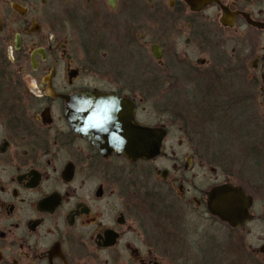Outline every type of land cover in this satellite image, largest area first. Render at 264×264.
Here are the masks:
<instances>
[{"label":"flooded vegetation","instance_id":"obj_1","mask_svg":"<svg viewBox=\"0 0 264 264\" xmlns=\"http://www.w3.org/2000/svg\"><path fill=\"white\" fill-rule=\"evenodd\" d=\"M82 92L126 100L135 123L165 133L161 153H103L69 117ZM176 124L240 181L198 186L186 172L201 152L165 151ZM221 184L251 195L252 219L210 212ZM257 201L264 0H0V264H188L195 239L216 247L205 219L235 233L264 220ZM231 239L251 249L245 233Z\"/></svg>","mask_w":264,"mask_h":264},{"label":"water","instance_id":"obj_2","mask_svg":"<svg viewBox=\"0 0 264 264\" xmlns=\"http://www.w3.org/2000/svg\"><path fill=\"white\" fill-rule=\"evenodd\" d=\"M154 53L160 57L158 49H154ZM118 104H123V109L115 111L111 105ZM126 104L121 97L82 92L76 96L68 114L76 130L85 134L103 153L116 151L132 160L157 156L162 151L165 133L159 128L135 123L127 113ZM110 113L119 116L111 118ZM252 203L251 195L232 184L216 185L208 192L210 212L234 227L252 219Z\"/></svg>","mask_w":264,"mask_h":264},{"label":"rangeland","instance_id":"obj_3","mask_svg":"<svg viewBox=\"0 0 264 264\" xmlns=\"http://www.w3.org/2000/svg\"><path fill=\"white\" fill-rule=\"evenodd\" d=\"M179 46V44H178ZM181 48L183 49V42L180 43ZM169 48L167 58H170L171 53L173 52L172 48L173 44L167 45ZM146 48H142L141 53H143ZM150 56V53H149ZM141 59V58H140ZM151 59V58H150ZM153 60V59H151ZM147 61V60H143ZM142 61V62H143ZM154 61V60H153ZM174 61V60H173ZM143 64V63H142ZM171 134L168 138V141L165 145V151L168 153H177L178 155H183L188 152H201V158L198 157L195 159V164L192 165V161H190V165L188 167L193 168L186 173L190 177H193L196 181V184L203 188H210L213 185L220 183L222 181L233 180L235 184H237L239 180V174L235 175L234 178L229 174V168L231 166V160L229 159H221L218 156L217 158L212 157V152L214 151V147L208 143H183V140L180 141L183 136V132L180 129V125L176 124V126L172 127ZM207 152L208 156L203 153ZM219 163V164H218ZM236 168H240V164H232ZM237 173V171H236ZM235 173V174H236ZM238 176V177H237ZM238 181V182H236ZM257 199H260V195H256ZM256 215H264V206L260 201H257L255 207ZM203 226L208 228V231L214 234V243L216 247H213L206 242H202L200 238L195 239L200 245L195 247L193 246L192 250L188 251V264H230L233 262V255L230 252L232 237L237 234L245 233L247 237V243L251 247L249 251H246L245 258H251V264H264V252L259 251L261 245L264 244V220L262 219H254L250 221L245 226L236 230L233 233L230 227L224 224L221 221H216L215 219H205L202 222ZM206 243V244H205ZM210 246V249H209ZM255 249V251L252 250ZM254 252V253H253ZM236 259V257H235Z\"/></svg>","mask_w":264,"mask_h":264},{"label":"trees","instance_id":"obj_4","mask_svg":"<svg viewBox=\"0 0 264 264\" xmlns=\"http://www.w3.org/2000/svg\"><path fill=\"white\" fill-rule=\"evenodd\" d=\"M231 251H234V252H231ZM230 252L234 257L233 262L230 264H251V262H249L248 259L245 258L244 253H242L243 251H240L239 249H236V248L234 250L232 247H230ZM235 257H236V259H235ZM253 264H254V262H253Z\"/></svg>","mask_w":264,"mask_h":264}]
</instances>
